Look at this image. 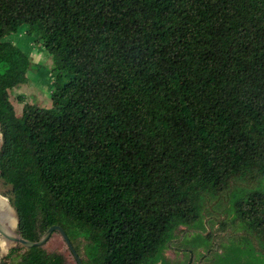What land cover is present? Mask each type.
Returning a JSON list of instances; mask_svg holds the SVG:
<instances>
[{"label":"trees","instance_id":"trees-1","mask_svg":"<svg viewBox=\"0 0 264 264\" xmlns=\"http://www.w3.org/2000/svg\"><path fill=\"white\" fill-rule=\"evenodd\" d=\"M22 33L52 59V105L18 116L10 90L40 66ZM0 126L24 238L59 225L83 264H163L224 194L250 237L217 264H264V0H0Z\"/></svg>","mask_w":264,"mask_h":264},{"label":"rangeland","instance_id":"rangeland-1","mask_svg":"<svg viewBox=\"0 0 264 264\" xmlns=\"http://www.w3.org/2000/svg\"><path fill=\"white\" fill-rule=\"evenodd\" d=\"M9 40L18 43L29 53L33 63L40 64L38 70H32L29 73V80L26 84L10 90V99L15 107L16 114L18 116L22 115L25 104L50 107L52 105L50 98L53 80L52 71L50 70L52 59L44 49L39 45H35L25 33L20 36L13 35ZM0 194L10 201V187L0 183ZM226 199L227 196L223 194L220 200L207 201L206 209L203 212L205 227L202 230L199 226V220L189 228L180 227L176 230V237L169 243V247L164 250L165 262L163 264H217V254L227 252L230 248H244L246 246L244 238L250 237V235L247 236L245 230L239 228L237 224H233V213L230 211ZM201 232L205 237L210 235V246L207 245L206 241H202ZM253 244L257 247L256 239L253 240ZM15 247L17 245L0 258V264L6 260V256ZM44 249L50 253L62 254L65 257V264H77L58 233L52 235L51 239L44 245ZM244 256L248 257V255Z\"/></svg>","mask_w":264,"mask_h":264},{"label":"water","instance_id":"water-1","mask_svg":"<svg viewBox=\"0 0 264 264\" xmlns=\"http://www.w3.org/2000/svg\"><path fill=\"white\" fill-rule=\"evenodd\" d=\"M2 132L0 126V149L2 147ZM19 218L12 203L0 194V258L15 245L24 248L44 247L52 235L58 233L72 253L77 264H83L77 250L72 244L66 231L59 225L51 226L38 241H30L24 238L18 231Z\"/></svg>","mask_w":264,"mask_h":264}]
</instances>
